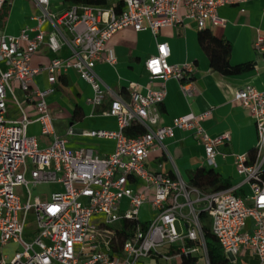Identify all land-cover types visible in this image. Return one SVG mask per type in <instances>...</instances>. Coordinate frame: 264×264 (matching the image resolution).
<instances>
[{
  "label": "built area",
  "instance_id": "built-area-1",
  "mask_svg": "<svg viewBox=\"0 0 264 264\" xmlns=\"http://www.w3.org/2000/svg\"><path fill=\"white\" fill-rule=\"evenodd\" d=\"M51 1L30 0L39 15L31 18L33 26L17 35L0 28V246L18 248L12 255L0 254V264H138L145 258L170 262L189 255L209 264L200 213L207 215L210 231L228 258L244 248L255 256L256 264H264V91L245 86L234 94V101L250 112L256 128L254 162L246 164L245 155L235 157L236 172L251 191L244 200L233 189L206 194L185 182L176 170L169 175L145 166L152 152L164 150L165 140L173 138L176 130L190 132L202 146L209 167H215L217 148L230 140L226 133L210 137L205 132L202 123L210 111L158 125L156 107L166 96L164 82H179L186 97L195 92L193 67L169 64L167 43H157L155 54L144 62L149 84L161 83L157 89L147 87L142 93L131 83L126 100L114 95L95 72L98 63L115 64L106 43L119 30H148L155 38L160 29L186 19L200 31L208 24H222L217 15L220 7L245 0H120L119 7L78 4L58 13L50 12ZM5 3L0 0V13ZM42 46L53 54L65 46L69 56L32 67V57ZM254 49L264 55V38L257 36ZM69 69L91 87L93 94L87 99L91 107L100 106L106 96L111 98L102 114L114 118L117 129L86 134L112 140L114 150L109 156H95L90 149L71 150L54 133L46 97L56 75ZM40 72L47 74L49 87L44 90L34 85ZM14 82L33 104L34 120L24 113L17 120H7V92ZM34 122L40 125L41 135L52 137L44 148L36 137L27 135V127ZM131 125L143 132L126 134ZM42 184H58L62 192H51L46 201L33 197L30 188ZM18 190L26 191L25 202ZM123 199L128 202L125 208ZM145 204L154 216L143 223L139 210ZM28 213L34 216L37 235L26 240ZM122 221L135 226L120 242L117 232Z\"/></svg>",
  "mask_w": 264,
  "mask_h": 264
},
{
  "label": "crops",
  "instance_id": "crops-1",
  "mask_svg": "<svg viewBox=\"0 0 264 264\" xmlns=\"http://www.w3.org/2000/svg\"><path fill=\"white\" fill-rule=\"evenodd\" d=\"M15 1L17 0H12L11 4H8L6 0L4 7L13 5ZM105 1L101 6L116 7L121 2L120 0ZM57 2L66 5L64 0L51 1V3ZM21 3L26 5L29 19H17L11 13L0 26L5 34L15 36L25 27L35 24L31 18L39 15V10L30 0ZM217 15L223 21L222 24H208L205 30L213 37L228 42L230 45L228 61L231 66L252 63V70L231 76L213 71L208 55L200 45L196 23L183 19L178 26L160 29L155 38L148 30L134 31L128 27L117 31L106 43V48L116 58L115 64L98 63L95 72L114 95L126 100L127 87L131 83L136 84L142 93H145L147 87L157 89L161 83L155 80L149 84L144 62L155 54L157 43H167L170 50L169 64L179 66L189 64L193 67L192 83L195 92L192 97H186L180 89L179 82L174 79L164 82L166 96L156 107L160 115L158 125L167 126L176 117L210 111L209 117L202 123L205 132L210 137L226 133L230 140L217 148L215 167H209L205 162L202 146L195 141L190 132L176 130L173 138L165 140L163 151L151 153L145 163L146 168L152 172L169 175L176 170L187 183L195 170L201 167L213 169L222 181L229 183L228 189H233L234 195L246 200L251 191L249 185L244 183L236 172L235 157L245 155L248 159V155L256 145V128L250 112L234 101V94L245 86L264 91V55L256 53L254 49L257 36L264 38V0H245L226 5L217 10ZM180 16H183L182 10ZM67 56L69 50L65 46L57 54L51 53L42 46L33 55L31 66L42 67L54 57ZM34 85L40 90L48 88L47 74L38 73L34 77ZM51 87L52 92L46 97V103L53 117V130L57 136L66 140L67 148L90 149L93 155L98 157L111 155L114 150L112 140L86 135L92 130L117 129L115 119L102 114L108 110L111 98L106 96L100 106L91 107L87 103V99L93 94L91 87L71 69L57 74L56 82ZM22 113L30 120H34L37 116L33 104L14 82L11 83V91L7 92L6 118L11 121L17 120ZM69 129L71 133H68ZM27 135L36 137L40 148L48 146L52 141L51 136L41 135L40 125L36 122L27 127ZM127 203L126 199L122 200L123 208ZM141 213L152 214V210L145 204L139 210V214ZM150 219L140 221L144 223ZM208 222L210 224L209 219ZM177 228L181 229L180 226ZM228 259L230 264H256L255 256L244 248L235 257ZM174 260L180 262V259ZM198 263L200 264L201 261Z\"/></svg>",
  "mask_w": 264,
  "mask_h": 264
},
{
  "label": "trees",
  "instance_id": "trees-1",
  "mask_svg": "<svg viewBox=\"0 0 264 264\" xmlns=\"http://www.w3.org/2000/svg\"><path fill=\"white\" fill-rule=\"evenodd\" d=\"M105 2V0H64L66 5L87 4L98 6L105 4ZM119 6L120 3L118 4V7ZM199 42L208 55L210 67L213 71L219 72L222 75L231 76L252 70V63L231 66L228 61L230 45L225 40L213 37L207 30L204 29L199 31ZM142 132L143 130L140 127L134 125H131V127L125 130V133L128 135H137ZM254 160L255 149H253L250 155H248V159L246 157V164H252ZM261 177L264 179V170H262ZM188 184L198 188L206 194L226 190L230 187L229 183L222 181L220 176L213 169H206L202 167L192 173ZM199 220L202 224V233L204 236L209 264H230L229 259L226 257L217 239L210 231L207 215L205 213H200ZM134 226L135 222H121V228L117 232L120 242H122L129 235ZM179 264L199 263L196 256L189 255L181 256Z\"/></svg>",
  "mask_w": 264,
  "mask_h": 264
},
{
  "label": "rangeland",
  "instance_id": "rangeland-1",
  "mask_svg": "<svg viewBox=\"0 0 264 264\" xmlns=\"http://www.w3.org/2000/svg\"><path fill=\"white\" fill-rule=\"evenodd\" d=\"M21 1L26 2V0H17L15 1L16 3H13L11 6H7L6 8L4 7L1 10L0 13V26L1 23L6 21L10 14L12 13L15 18L21 19V18H28L29 19V14L26 8V5L24 3H21ZM8 4H11L12 0H7ZM66 5H61V3H51L49 10L50 12H59L62 9H64ZM31 190V195L34 197H38L42 201H46L49 198V195L51 192H62V188L58 184H42L36 187L30 188ZM18 195L20 196V199L22 202H25L27 194L25 190H18ZM153 212L152 214H139V218L141 221H146L147 219L153 218ZM37 235V227L35 224V219L32 213L27 214L26 218V228H25V233H24V238L28 240L29 238H34ZM18 248L16 246H6V247H1L0 246V254H8L12 255ZM179 260H174L173 262H165L162 259H158L156 261L155 259L151 258H145L143 259L141 264H178ZM203 264V260H201V263Z\"/></svg>",
  "mask_w": 264,
  "mask_h": 264
}]
</instances>
